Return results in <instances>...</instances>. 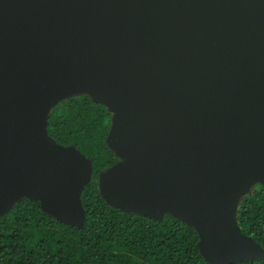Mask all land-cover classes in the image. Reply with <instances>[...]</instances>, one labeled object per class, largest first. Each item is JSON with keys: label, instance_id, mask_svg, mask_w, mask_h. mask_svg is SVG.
I'll use <instances>...</instances> for the list:
<instances>
[{"label": "water", "instance_id": "1", "mask_svg": "<svg viewBox=\"0 0 264 264\" xmlns=\"http://www.w3.org/2000/svg\"><path fill=\"white\" fill-rule=\"evenodd\" d=\"M76 92L127 157L109 205L185 222L210 264L264 257L234 219L264 185V0H0V214L26 197L82 226L90 165L45 132Z\"/></svg>", "mask_w": 264, "mask_h": 264}, {"label": "trees", "instance_id": "2", "mask_svg": "<svg viewBox=\"0 0 264 264\" xmlns=\"http://www.w3.org/2000/svg\"><path fill=\"white\" fill-rule=\"evenodd\" d=\"M111 119L105 106L86 95L61 100L47 114V137L90 165L79 194L83 223L68 225L39 201L17 199L0 214V264H210L185 222L170 215L154 220L104 199L100 177L123 163L108 145ZM234 219L239 234L264 250V185L256 183L240 197ZM235 264H264V257Z\"/></svg>", "mask_w": 264, "mask_h": 264}, {"label": "rangeland", "instance_id": "3", "mask_svg": "<svg viewBox=\"0 0 264 264\" xmlns=\"http://www.w3.org/2000/svg\"><path fill=\"white\" fill-rule=\"evenodd\" d=\"M76 94L78 95L77 92H76ZM77 95H75V94L74 95H69L68 97H65V98H63L61 100H64V99L69 98V97L77 96ZM119 157L121 158L122 162L127 160V157H123V156H119ZM128 159H130V158H128Z\"/></svg>", "mask_w": 264, "mask_h": 264}]
</instances>
